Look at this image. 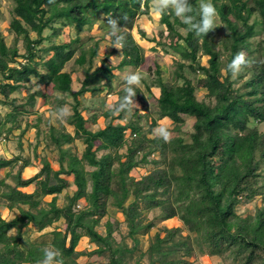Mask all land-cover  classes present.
<instances>
[{"label":"trees","instance_id":"1","mask_svg":"<svg viewBox=\"0 0 264 264\" xmlns=\"http://www.w3.org/2000/svg\"><path fill=\"white\" fill-rule=\"evenodd\" d=\"M11 1L6 27L11 44L0 30V105L8 107L0 112V136L17 130L19 152L0 155V170L5 169L0 201L13 212L9 218L0 214V264H38L44 248L59 250L62 264H78L84 254L107 256L95 264H141L143 257L148 264H199L189 259L195 248L226 258L227 264H264V130L258 125L264 123V64L254 63L235 78L226 72L241 50L256 60L264 57V0H212L219 26L200 37L172 9L159 16L152 37L138 25V33L169 55L173 67L163 79L154 60V79L135 88L138 106L118 115L95 102L111 93L116 95L112 103L125 95L122 77L144 64L145 51L132 32L137 19L150 13L151 0ZM189 3L196 15L198 0ZM108 14L127 16L120 21L126 35L122 50L111 45ZM63 33L67 40L59 41ZM102 40L109 50L100 53ZM77 71L82 78L73 88ZM153 87L158 118L169 120L175 131L170 142L153 133L158 122L147 100ZM65 104L71 116L54 121L53 112ZM42 106L49 111L46 130L38 126ZM30 115L38 119L33 154L39 166L24 177L32 162L21 138L32 126ZM99 116L104 124L92 130ZM185 116L192 118L188 139L181 134ZM76 139L83 143L79 153L73 148ZM38 144L55 152L57 168L36 151ZM146 163L152 167L139 178L130 175ZM30 184L33 190H24ZM69 187L72 192L59 203V194ZM257 196L261 203L252 215L237 212L239 204ZM108 205L123 215L131 244L115 239L108 220L105 233L96 229ZM156 207L161 218L181 224L158 227L135 256L138 233L155 225L143 222V211ZM61 219L62 228L44 230ZM28 227L44 230L43 237L30 238ZM82 236L92 250L76 249Z\"/></svg>","mask_w":264,"mask_h":264},{"label":"rangeland","instance_id":"2","mask_svg":"<svg viewBox=\"0 0 264 264\" xmlns=\"http://www.w3.org/2000/svg\"><path fill=\"white\" fill-rule=\"evenodd\" d=\"M12 5L11 0H0V30H2L3 34L5 35V41L7 44H11L13 40V34L6 32V27L8 25L9 21V9ZM136 26L133 28V38L135 42L141 46L144 51H145V62L143 65H141L136 71L141 72L143 79L140 83V86L143 87V80L146 82L150 83L151 80L154 79L155 76V71L153 67V61L156 60L162 69L163 73V79L168 77V74L173 67L171 58L169 55H165L163 51L155 45V42L146 40L144 37H142L138 31V25L139 27L143 28L145 31L146 36L152 37L155 35V31L160 28L159 25V16H157L153 10L151 9L150 13L148 15H142L137 19ZM47 32V31H44ZM70 33V36H74V29L71 27L68 31ZM31 36H34L35 34L33 32L30 33ZM59 41H65L67 40L65 33H63L59 38ZM18 47L20 51H22V44L21 41H18ZM109 50V47L107 45L106 40L101 41V48H100V53H103L104 51ZM118 61V58L115 56L112 58L111 62L112 64H116ZM200 61L204 62L205 57H200ZM73 62L70 61L67 63V67L69 68L70 65H72ZM116 72V70H114ZM73 78V88H77L79 86V78H82V73L80 71H77L72 74ZM36 79L32 77L31 82H34ZM42 86V84H36L33 87L37 88ZM154 90L153 94H147V100H148V106L150 110V115L153 118H156L157 120V125H165L168 127V129L172 132V135L175 134V131L172 130V124L169 122V120L163 118L159 119L158 114H157V106H156V95H157V89L155 87L152 88ZM14 95H21L20 93H14ZM88 96V94H86ZM203 96V90L197 91V98L201 99ZM70 99V97L68 96ZM116 98V95L114 93H111L110 95H107V97L103 100H99L95 102V106H97L99 109H106L107 105L109 103H112V101ZM40 108V114H41V119L38 122V126L46 130L47 125L45 123L47 118L49 117V111L46 109V107L42 106ZM8 109L7 106L0 105V112L3 113ZM86 114V113H85ZM31 123L32 126L24 133V135L21 138L22 142V149L24 154H29L31 157V162L32 164L29 165L28 167L24 168L22 175L24 177L32 176L34 173L37 172L38 166H39V158H35L33 154V145L36 143V136H35V126L37 123V117L35 115H30ZM55 121V117H53ZM144 120V118H143ZM185 121L186 125L183 127V131L181 134L184 136V138L188 139V134L186 130H189L191 127L192 123V118L190 116H185ZM65 125V128L72 132V127L68 126L67 124L63 123ZM104 122L102 117L99 116L97 119V122L95 124L91 125V129H97L100 126H103ZM259 128L260 130H264V123H259ZM155 127V128H156ZM17 137H18V131L15 130L11 135L8 137H5V135L2 133L0 136V155L4 157H11L19 152L18 146H17ZM43 144H38L36 151L42 155L46 154L48 158L51 161V165L54 168L58 167V164L55 159V152L44 149L42 148ZM73 148L75 149L76 152H80L83 148V143L79 140L76 139L73 142ZM120 152H124V148L120 149ZM101 153V152H98ZM152 167L151 163H146L143 167L141 168H133L130 171V175L134 176L135 178H139L142 174H144L148 169ZM5 169L0 170V178L4 176ZM69 180H72L71 176L67 177ZM9 180V179H7ZM34 185L30 184L26 187H24V190L26 191H31L33 190ZM73 190L72 187H69L67 189H64L60 194H59V199L58 202L62 203L64 201V196L66 193H71ZM131 200V196L126 200V203H128ZM261 203L260 197H255L253 200L243 202L238 205L237 207V212L241 215H248V214H253L255 211V208L259 206ZM0 214L4 218H9L13 215L12 211H9L6 209L5 206L1 205L0 201ZM143 219V222H147L149 220H153L155 225L148 231H141L138 233V238H139V243H138V249L134 252V255L137 256L140 251H144L149 243V240L151 239L152 235L154 232H156L158 227H170L173 225H180V220L177 218H172V219H163L160 217V208H152L148 210L143 211V215L141 216ZM110 221L112 223V231H113V236L115 237L116 240L118 241H125L128 244H131V239L127 236V225L124 220L123 215L121 212L114 206L108 205L107 208V213L104 217H102L99 220V223L96 225V229L101 232L105 233L106 232V221ZM62 219L59 221L54 222L50 227H46L44 230H50L53 226H57L59 228L63 227ZM38 231L34 228H27L26 232L30 236V238H40L43 237L41 234L44 232ZM49 237V236H46ZM94 248V245L91 244L86 236H82L77 245L76 249L77 250H83V251H90ZM107 256L106 255H97V254H92V255H81L77 258L78 264H95L98 261L101 260H106ZM190 260H194L198 262L199 264H227L228 259H224L220 256H211L207 255L204 253L199 252L195 248V253L189 257ZM141 264H148V261L146 257H143L141 259Z\"/></svg>","mask_w":264,"mask_h":264},{"label":"clouds","instance_id":"3","mask_svg":"<svg viewBox=\"0 0 264 264\" xmlns=\"http://www.w3.org/2000/svg\"><path fill=\"white\" fill-rule=\"evenodd\" d=\"M49 3H55V0H49ZM151 7L157 16H161L168 9H172L183 24L188 26V30L193 32L197 37L206 35L214 30L218 25V13L212 0H198L196 15H192L194 8L189 0H151ZM198 16V19H197ZM127 20V16L114 18L112 14L106 15V21L109 29V36L112 38L111 45L122 50L126 39L125 33L122 31L120 21ZM254 63L264 64V57L258 60L250 58L248 54L241 50L235 54L231 61L226 65V72L230 73L233 78L238 77L245 68L251 67ZM124 81L123 91L125 95L113 103H109L106 107L108 111L118 115L121 112L131 113L133 108L138 106L135 101L136 91L143 79L141 72H128L122 77ZM53 116L57 119H67L71 116V108L67 104L58 107L53 112ZM155 136L162 138L165 142H170L172 132L165 125H158L153 129ZM43 258L38 264H62L58 259L61 253L57 249H42Z\"/></svg>","mask_w":264,"mask_h":264}]
</instances>
